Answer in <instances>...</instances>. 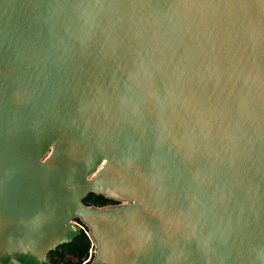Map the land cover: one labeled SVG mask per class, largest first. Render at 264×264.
I'll return each mask as SVG.
<instances>
[{
	"label": "water",
	"instance_id": "water-1",
	"mask_svg": "<svg viewBox=\"0 0 264 264\" xmlns=\"http://www.w3.org/2000/svg\"><path fill=\"white\" fill-rule=\"evenodd\" d=\"M75 219L93 264H264V0H0V264Z\"/></svg>",
	"mask_w": 264,
	"mask_h": 264
},
{
	"label": "trees",
	"instance_id": "trees-1",
	"mask_svg": "<svg viewBox=\"0 0 264 264\" xmlns=\"http://www.w3.org/2000/svg\"><path fill=\"white\" fill-rule=\"evenodd\" d=\"M113 202L111 199H108L104 195H97L91 193L85 197V204L89 203L97 205H106ZM92 240L88 237L83 231L79 235H76L71 242L64 243L58 248L50 251V256L52 262L55 264H93L91 258L94 253L90 252ZM24 258L26 254H21ZM68 255H71L72 258H67ZM90 260L85 263L86 259Z\"/></svg>",
	"mask_w": 264,
	"mask_h": 264
},
{
	"label": "flooded vegetation",
	"instance_id": "flooded-vegetation-1",
	"mask_svg": "<svg viewBox=\"0 0 264 264\" xmlns=\"http://www.w3.org/2000/svg\"><path fill=\"white\" fill-rule=\"evenodd\" d=\"M112 201H113V202H111V203H109V204H106V205H113V204H117V203H118L117 201H114V200H112ZM83 202H84V204H85V198H84ZM86 205H87V204H86ZM89 205L105 206V205H97V204H93V203H89ZM72 222H73L74 225H75V230H73V232H71V234H72V236H73V238H74L76 235H79L80 233L83 232V227H82V226H83V225L86 226V224H85V222H83L81 219H75V220H73ZM76 223H77V224H76ZM79 225H80V226H79ZM26 251H27V252L24 253V254H26L25 258H24V257H21V258L24 259V261H26V262L29 263V264H37L39 256L36 254V252L33 251V250L30 251V249H29V250L26 249ZM48 260H49V261H52V258H51V256H50V253L48 254Z\"/></svg>",
	"mask_w": 264,
	"mask_h": 264
},
{
	"label": "built area",
	"instance_id": "built-area-1",
	"mask_svg": "<svg viewBox=\"0 0 264 264\" xmlns=\"http://www.w3.org/2000/svg\"><path fill=\"white\" fill-rule=\"evenodd\" d=\"M77 224V223H76ZM80 226V225H79ZM83 227V231L85 232V234L88 236V237H90L91 238V240H92V244H91V249H90V252L91 253H94L95 254V241H94V239H93V237H92V233H91V230H90V228H89V226H85V225H83L82 226Z\"/></svg>",
	"mask_w": 264,
	"mask_h": 264
},
{
	"label": "rangeland",
	"instance_id": "rangeland-1",
	"mask_svg": "<svg viewBox=\"0 0 264 264\" xmlns=\"http://www.w3.org/2000/svg\"><path fill=\"white\" fill-rule=\"evenodd\" d=\"M67 258H72V259L75 260V258H73L71 255H68ZM93 258H94V255H93V257L91 258V260H92ZM89 260H90V257H89V259H86V260H85V263L88 262Z\"/></svg>",
	"mask_w": 264,
	"mask_h": 264
}]
</instances>
